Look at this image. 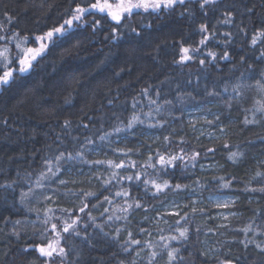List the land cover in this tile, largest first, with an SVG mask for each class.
Segmentation results:
<instances>
[{
    "label": "trees",
    "instance_id": "trees-1",
    "mask_svg": "<svg viewBox=\"0 0 264 264\" xmlns=\"http://www.w3.org/2000/svg\"><path fill=\"white\" fill-rule=\"evenodd\" d=\"M91 2L94 0H89V3ZM253 4L256 5L255 10L249 15L244 9L252 7ZM69 7H74L70 4V0H0V22L7 25L3 15L7 11L18 20L17 23L8 25L7 35H11L17 29H24L21 34H28L34 39L35 35L54 26V22L58 23L66 18L63 13ZM186 7H190L192 11L191 17L187 14L180 16L181 8L159 17L133 16L131 21L126 23H130L131 26L151 23L152 27L146 29L142 37L133 39L121 37L119 42L105 39V34L110 29L106 28L105 32L92 36L91 29L86 28L82 32L75 33L58 47L51 48L33 71L18 78L11 87L0 88V173H2L0 183L16 178L17 170L21 174L25 171L34 172L32 179L35 180V173L40 170V157L44 155L45 146L48 144L55 146L58 134L65 140V145L61 147L73 150L78 148L79 144L74 143L72 137L79 138V142L82 143L85 136L95 138L102 131H110L114 120L112 113L118 114L126 123L132 112L133 97L138 101L135 110L140 113L144 123L135 125L133 130L114 133L106 141L101 142L97 139L95 149L86 154V159H111L117 163L121 160L137 161L138 165H142L150 152L175 153L181 148L188 152L193 150L200 152L199 162L195 168L189 166L185 169L178 163L175 169L169 170L168 176L161 179V182L163 179H169L173 185L176 183L190 185L187 189L176 192L165 190L153 196L151 191L145 193L142 183L135 186L134 182L122 181L121 184L129 188L130 195L146 205L145 208L131 211L127 221L106 222V215L110 213L105 214V217H101L100 213L105 207L111 206L102 204L98 208H92L91 204H96L97 199H91L89 209L79 214L81 221L77 227L82 235L86 229L92 245L82 242L80 237L66 235L64 246L75 247L81 253L77 258L73 252L68 257L69 261L76 258L79 264H118L123 260L128 264L135 255L134 249L137 248L133 245L128 252L123 251L121 243L126 240L128 231L132 232L134 239L141 241L151 237L147 232L140 233V228L158 233V238L160 235H168L170 229L174 234V229L177 227L175 221L188 213L186 219L179 225V227H189L188 240L182 245L176 241L171 242L173 246L181 247L180 254L184 257L182 264H219L221 260H231L233 264H264V252L257 249L254 243L245 248L240 242L245 239V235L242 231H238L249 223L256 214L254 211L256 209H259L262 215L255 220L253 227L264 223V194L242 191L257 171H264V163H262L264 162V117L258 114L260 123L255 125L245 126L243 123L245 115L248 114L244 110L253 107L255 98L264 99V96L255 88L252 79L239 81L244 85L241 89L243 95L231 101V108L226 105L229 94L222 92L225 82L229 84L231 91V84L238 82L237 77L245 71L247 63H254L261 47H264L259 44L251 46L249 43L252 32L261 26L260 21L264 19V0H216L215 6H209L204 11L199 8V0H190ZM233 8L235 14L231 25L217 23L218 20L223 19L224 11ZM205 12L207 15L204 14ZM99 18V16L95 17V19ZM201 23H207L210 31L211 26L215 25L217 32L215 39H210L206 48L200 46L201 55L196 56L193 61L174 64V60H179L182 38L185 47H195L201 39V34L197 31ZM241 27H246L247 32H240ZM226 32L233 34V39L227 46L223 44L227 39L223 35ZM77 40L80 41L79 46L72 48ZM65 49L71 50L64 53ZM208 50L216 51L219 55L227 50L231 53L232 61H217L215 65L208 64L201 67L199 60ZM241 55L248 57L247 63L240 62ZM233 64L237 66L234 73L230 72ZM255 67L258 74L259 71L264 70V62L255 64ZM120 69L123 71L116 76L115 73ZM53 84H58L59 87L53 88ZM248 85L253 86L248 87ZM149 86H151L149 96H144L141 90ZM213 87L221 91L220 96L206 95V90H211ZM157 91L160 92L159 97L156 95ZM69 92L73 97L71 105L64 103V98ZM178 94H183L184 99L178 100ZM150 98L161 104L159 112L156 111L155 105L149 103ZM109 100L113 103L108 104ZM165 100H171L172 103L164 104ZM198 106L211 114L208 120H214L216 116L220 117L214 125H208L211 129L224 133L222 137L204 138L194 133L191 124L185 119V112ZM150 111L151 115H145ZM85 114L93 118V123L87 129L81 125V120L88 123ZM65 119L72 122L70 134L69 130L63 128ZM158 120L164 123L161 126H151ZM221 127L225 129L224 132L220 131ZM166 136L170 138L168 142L164 140ZM225 141L230 144V148L224 147ZM207 148H215V152L205 157L204 151ZM112 149H132V151L125 156L123 153H114ZM234 150L244 153L243 160L237 164L227 159L228 153ZM33 152H36V155L33 156ZM9 157L13 159L9 160ZM209 163H216L217 168H206ZM200 165H204L205 168L202 169ZM64 167L88 170L86 175L80 174L79 177L74 178L83 183H69L61 186L59 191H55L58 187L56 184L48 185L43 189H34L25 204L19 202L20 192L27 191L28 188L24 180H19L14 190H0V228L3 229L0 231V264H44V260L40 259L39 254L33 249L29 248L27 254H23L21 249L28 244L46 243L32 235L31 224L27 225L25 234L19 240L9 237L11 224L4 227L3 217L10 216L12 220H35L36 213L28 211V208L32 207L41 209V216H43L42 210L48 207L53 208L57 215H60L59 208H73L75 211L73 205L79 206V199L65 196V187L98 190V198L101 199L103 195L109 194L100 187L98 181L93 180L89 183L87 180V177L92 176L98 168L105 176L109 175L110 170L107 165L91 167L80 160H73ZM137 170L139 167L116 171L120 172V175H128ZM220 176L226 179L235 178L230 188H220L218 182L212 179ZM60 179L71 181L65 172ZM197 180L203 187L194 183ZM45 183L47 185V182ZM117 187H113L112 191L117 190ZM193 192L203 197L211 193L235 195L238 201L231 210L237 215L231 218L227 227H216L210 218L216 211L215 208L210 207L206 202L192 206L187 198L178 215H167L168 222L152 231L153 228L150 227L148 220H144L145 216L150 215L156 207L161 206L172 196L178 194L187 196ZM49 195L54 196L55 200H43L44 196ZM123 199L116 197V203H122ZM193 207L197 209L196 212L192 211ZM201 209L203 211H200ZM88 212L96 218L95 224L102 225V231L88 219ZM118 227L122 231L118 239H113L112 234ZM161 228L164 229L163 233L159 231ZM106 233L108 235H105ZM207 235L217 236L220 249L213 257L201 255L204 253L202 241ZM248 238L264 243V235L259 232L255 236L249 232ZM5 251H7L6 258ZM148 251V249L144 250L142 255L145 260H138L137 264H145ZM166 260L167 254L164 252L157 258L155 264H166ZM52 264H60L59 259L55 263L52 261Z\"/></svg>",
    "mask_w": 264,
    "mask_h": 264
},
{
    "label": "snow or ice",
    "instance_id": "snow-or-ice-1",
    "mask_svg": "<svg viewBox=\"0 0 264 264\" xmlns=\"http://www.w3.org/2000/svg\"><path fill=\"white\" fill-rule=\"evenodd\" d=\"M190 3V0H94V2L89 3V0H70V4L74 5V7H69L65 9L63 15L66 16L60 22H54V26L48 28L47 31L41 32L39 35H35L34 39L31 38L28 34H21L25 30L17 29L12 32L11 35H7L8 25L17 23L18 20L16 17L10 15L7 11L4 12V17L7 20V25L3 22H0V33H5L0 35V88H9L11 85L18 79L22 78L24 74L33 71L40 60L44 59L46 53L51 50V48L58 47L61 43L65 42L69 38L73 37L75 33L82 32L86 28L91 29V35L95 36L99 32H105L106 28L110 29L105 34V39H110L113 42H119L121 37H126L129 39L142 37L146 29L152 27L151 23L148 24H137L136 26H131L130 23H126V21H131L133 16L140 15L142 18L145 15H155L159 17L160 15H168L176 11L177 8H181L182 11L179 13L180 16H184L185 14L190 17L193 15L190 7H186L187 4ZM216 0H199V8L201 11H204L209 6H215ZM256 5L253 4L252 7H245V12L251 15L255 10ZM142 10V11H140ZM207 15V13H204ZM235 9L226 10L223 12V19L218 20L219 24H227L231 25L234 21ZM96 16H99V19H95ZM86 17H93V19H86ZM260 27H257L255 31L251 34V40L249 41L251 46L264 45V19L260 21ZM47 27V25H44ZM211 31L209 30V25L207 23L199 24L197 31L201 34V39L196 44L195 47L189 46L185 47L183 45V38L180 46V56L179 60H174V64H184L188 61H193L196 56L201 55L200 46L207 47V42L210 39H215L217 32L215 25L211 26ZM240 32H247L246 27L239 28ZM227 39L223 41V44L227 46L231 43L233 39V34L231 32H226L223 34ZM36 43L38 47L28 46L30 44ZM80 41L77 40L75 45H72V48L78 47ZM9 45H14L16 51L12 52L11 47ZM159 47V45H157ZM71 49H65L64 53L69 52ZM62 53V55L64 54ZM241 63H247L248 57L241 55L239 57ZM217 61H232L231 53L227 50L223 52L222 55H219L216 51L208 50L203 54V58L199 60V64L201 67H204L208 64H216ZM260 62H264V47H261L259 55L254 61V63H247V68L245 71L240 73V76L237 77V83L231 84V91L229 90V84L225 82L222 92L229 94V100L226 101V105L228 108L232 107L231 101L243 95L241 89L244 87L242 83L239 81H243L244 79H252L254 81V86L258 90V92L264 96V70L259 71L257 74V70L255 64ZM103 63V62H102ZM13 65H17V67H13ZM237 70V66L235 64L232 65L230 72H235ZM123 69L116 72L115 75L119 76L120 72ZM253 85H248V87H252ZM59 87L58 84H53V88ZM149 86L148 88H144L141 90V93L144 96H149ZM140 95V94H138ZM157 97L160 96V92H156ZM190 95V94H189ZM206 95L208 96H220L221 91H217L215 87L211 90H206ZM183 94H178V100H183ZM64 103L67 105H71L73 103V97L71 92L64 98ZM113 101L109 100L108 104H112ZM149 103L156 106V111L159 112L161 110V104L157 102L155 99H149ZM164 104H171V100L163 101ZM138 101L135 97H133L132 102V112L128 117L127 122L120 118V116L116 113H112L113 126L108 132H101L100 135L93 138L92 136L83 137V142H79V138L72 137V141L74 143H78V148L73 150H68L66 147L62 148V145H65V140L61 138V136L57 135V143L55 146L52 144H48L45 146L44 155L40 157V170L35 173V180H33L34 172L25 171L23 174L17 170L16 178L11 180H5L3 183H0V190H14L17 186L19 180H24L27 185V191H21L19 196V202L21 204H25L28 197L33 194L34 189H43L48 185L56 184L58 187L55 191H59L61 186H66L69 183L77 184L83 183V181L78 180H65L60 179V177L64 174L67 169H65V165L69 161L80 160L84 164H87L91 167H98L107 165L110 170V174L105 176L104 172L98 170L92 174V176L87 177L89 183H92L93 180L98 181L100 187L104 189V191L108 192V195H103L102 199L98 198V190H85L83 188H66L64 190L65 196L70 197H78L79 206L75 204L73 208H59L58 211L60 215H57L53 208L48 207L44 208L43 216H41V209L32 207L28 208L29 212L36 213L35 220H27V219H16L12 220L10 216L3 217L4 227H7L11 224V231L8 234L9 237H15L17 240L21 238L22 235L25 234L27 225L31 224L32 226V235L34 237H38L40 241H46V243H35L28 244L24 248L21 249L23 254H27L29 248L33 249L35 252L39 254V258L44 260V264H52V261L59 259L60 264H79L78 259L74 258L73 261H69L68 257L75 252L76 257L78 258L81 253L75 247H66L64 246L66 243V235L72 237H80L82 242L92 245L91 238L88 236L87 231L85 229L83 235L81 230L77 227L81 221V215L89 209V205L91 204V199L96 198V204H91L92 208H98L102 204H107L111 207H105L104 211L100 213L101 217H105L106 222L112 221H120V220H128V215L134 209L145 208L146 205L141 202L136 197L130 195V191L128 187H124L121 182L122 181H131L134 182L135 186H138L139 183L143 184L145 193L151 191L153 196L159 195L165 190H170L173 192L184 190L190 187V185H182L180 183L172 184L169 179H163L162 177L169 175L170 169H175L177 164L179 163L183 168L187 169L189 166L195 168L196 164L199 162L200 152L191 151L188 152L185 149L181 148L179 152L175 153H162L157 151L156 153H149L148 158L144 161L142 165H138L137 161H125L121 160L120 162H115L111 159L109 160H88L86 159V154L90 151H93L96 147V140L103 142L108 140V138L112 134L124 133L128 130H133L134 126L137 124H142L144 121L141 119L140 113H138L135 109L137 108ZM247 115H245L243 123L245 126L255 125L260 123V119L257 118V115L260 114L261 117H264V99H257L254 101V106L250 109L244 110ZM145 115H151V111L146 113ZM251 117V118H250ZM85 119H87L88 123H84L81 120V125L84 129H87L90 124L93 123V118L88 117L85 114ZM220 119L219 116H216L214 120L205 119V123L209 125H214ZM164 122L156 121L155 125L151 126H161ZM6 124V121H5ZM191 126L195 128V123L190 122ZM63 128L70 130L72 128V122L69 119H65L63 122ZM103 128V125H101ZM221 132H224L225 129L223 127L220 128ZM203 135V133H201ZM169 137H164L166 142L169 141ZM199 139V137H197ZM183 139H181V143H183ZM110 144V142H109ZM224 147L230 148V144L225 141ZM114 153H123L125 156H128L131 153L132 149H112ZM138 151V150H137ZM215 152V148H207L204 151V156ZM32 155H36V152H33ZM244 158V153L239 150L230 151L228 153L227 159L231 161L233 164H237ZM13 159L9 157V160ZM264 163V162H262ZM139 167V170L135 171L132 174L128 175H120L119 170H127L128 168L136 169ZM202 169L205 168L204 165H200ZM208 167H211L209 165ZM219 167V166H218ZM151 170V171H149ZM2 174V173H0ZM213 180L218 182L220 188H230L234 177L232 179H226L224 176L213 177ZM264 171H257L253 177H251L245 187L242 189L245 193H262L264 194ZM47 182V185L46 183ZM115 182V185H113ZM196 185L199 187H203L200 184V181H194ZM253 184H258V186H253ZM118 186L117 190L112 191L113 187ZM131 187V186H130ZM116 197H122V203H116ZM43 200L50 201L55 200L54 196H44ZM238 201V198H233L231 200H225L223 202L217 201L215 203L216 208L227 209L231 205L235 204ZM196 201L193 200L192 204L195 205ZM175 207V206H174ZM193 212H196L197 209L195 207L192 208ZM200 211H203L201 209ZM255 215L249 221V223L243 227L242 229H238V231H242L245 235V239L240 241L245 248L248 247L249 244H255V247L259 249L261 252H264V243L257 242L253 239L248 238V233L252 232L253 236L259 232L261 235H264V223L261 225H256L253 227L254 222L258 219L262 213L259 209L254 210ZM119 213V215L117 214ZM88 214V219L93 222L96 228H100L103 230L102 225L95 224L96 218L91 215L90 212ZM161 219L165 215H178V212H165L157 214ZM237 214L235 212L228 213V216L235 217ZM188 216V213H185L184 216H181L179 220L175 221L177 227L173 231L170 229L168 235H160L158 240H139L134 239L131 231H128V235L125 241L121 243V247L124 252H128L133 245L137 246L135 251V255L131 262L128 264H137L139 261H144L142 253L145 249H148V256L146 258L145 264H155L157 258L162 255L164 252L167 254L166 264H182L184 257L181 256V247L173 246L171 242L176 241L179 244H183L189 238V227H179L182 220H185ZM224 220L228 219V216H224L221 214ZM149 218L147 216L144 217V220L147 221ZM55 221V222H54ZM167 223V221H164ZM39 225V227H38ZM218 227H227V224L219 225ZM3 229L0 228V231ZM121 228H116L115 232L112 234L113 239H118L121 233ZM161 233L164 232V229H159ZM199 231V229H197ZM212 231V229H209ZM140 233L147 232L149 237L152 236L151 231L145 228L139 229ZM105 235H108L107 233ZM154 249H158L154 250ZM201 255L207 256L208 253H201ZM4 257H7V251L4 253ZM118 264H126L125 261H119ZM219 264H233L231 260H221Z\"/></svg>",
    "mask_w": 264,
    "mask_h": 264
},
{
    "label": "rangeland",
    "instance_id": "rangeland-1",
    "mask_svg": "<svg viewBox=\"0 0 264 264\" xmlns=\"http://www.w3.org/2000/svg\"><path fill=\"white\" fill-rule=\"evenodd\" d=\"M28 46L38 47V44L34 43ZM9 47H11L12 52L15 53L16 49L14 45H9ZM255 100L257 99L255 98ZM253 106H254V102H253ZM185 113H186V116H185L186 121L189 124L190 122L195 123V128L192 127V129L194 130V133L197 136H203L204 138H220L224 135V133H220L216 131L215 129H211L210 126L204 122L205 119L207 120L209 119V116L211 114L206 113L201 106L190 108L186 110ZM201 133H203V135H201ZM209 165H211V167H206V168H209V169L217 168L216 163H209L208 166ZM87 172L88 170H81L79 168L77 170L67 168V171H65V174L68 175V178H70L71 180H74V178L79 177L80 174L86 175ZM187 198L189 199V202L191 203L193 200H195L196 201L195 205L202 203V202H206L210 207L215 208L216 211L212 213V216L210 218H212L216 227L222 224L228 225L231 218H233V216H228V213L233 212L231 208L233 207L234 204L231 205L227 209L216 208L214 205L217 201L223 202L225 200H231L233 198H237L235 195L228 194V193H223V194L222 193H219V194L211 193L203 197L197 192L189 193L187 196L178 194V195L172 196L168 201L163 203L161 206L156 207L154 211L150 215L147 216L149 218L148 223L150 227L153 228L152 231L157 230L158 227H161L162 225H165L166 224L164 222L165 220L168 222L167 215H165L163 219H161L157 215L158 213H165L166 211L167 212H178L180 208L187 202ZM191 205L195 206L193 204ZM221 214H223L224 216H228V219L224 220ZM157 234L158 233L153 232L151 239L154 241L158 240ZM202 248H203L204 253H208L209 257L215 256L220 249V247L217 244V236H213V235L205 236L202 241ZM55 262L56 260L53 261V263Z\"/></svg>",
    "mask_w": 264,
    "mask_h": 264
},
{
    "label": "flooded vegetation",
    "instance_id": "flooded-vegetation-1",
    "mask_svg": "<svg viewBox=\"0 0 264 264\" xmlns=\"http://www.w3.org/2000/svg\"><path fill=\"white\" fill-rule=\"evenodd\" d=\"M13 67H17V65H14Z\"/></svg>",
    "mask_w": 264,
    "mask_h": 264
},
{
    "label": "bare ground",
    "instance_id": "bare-ground-1",
    "mask_svg": "<svg viewBox=\"0 0 264 264\" xmlns=\"http://www.w3.org/2000/svg\"><path fill=\"white\" fill-rule=\"evenodd\" d=\"M32 47V46H31Z\"/></svg>",
    "mask_w": 264,
    "mask_h": 264
}]
</instances>
